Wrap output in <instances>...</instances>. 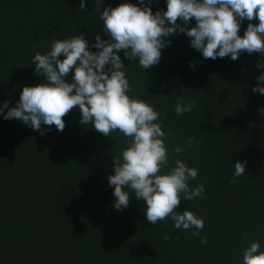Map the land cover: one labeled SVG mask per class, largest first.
Instances as JSON below:
<instances>
[{
    "label": "trees",
    "instance_id": "obj_1",
    "mask_svg": "<svg viewBox=\"0 0 264 264\" xmlns=\"http://www.w3.org/2000/svg\"><path fill=\"white\" fill-rule=\"evenodd\" d=\"M125 2L148 5L153 13L167 8V0H84L85 9L81 0H0V264H243L251 242L264 250V94L252 91L264 72L257 67L264 62L261 53L205 59L179 31L164 38L171 43L146 70L139 58L118 53L128 95L160 113L169 159L161 171L177 159L198 169L189 187L202 183L204 196L187 201L181 194L177 209L204 220L198 236L194 227L176 229L171 217L152 225L146 201L130 189L129 205L114 207L108 177L115 174L114 156L128 144L119 130L104 136L82 125L78 107L63 117L62 132L42 123L41 134L4 118L5 101L15 107L25 86L45 81L32 64L37 52L46 54L53 40L81 33L89 50L97 51L95 36L108 38L103 9ZM249 23L259 20L245 18L241 36ZM195 25L193 18L185 26ZM178 102L195 107L177 115ZM178 145L184 148L179 154ZM237 160L247 164L245 174L234 177Z\"/></svg>",
    "mask_w": 264,
    "mask_h": 264
},
{
    "label": "clouds",
    "instance_id": "obj_2",
    "mask_svg": "<svg viewBox=\"0 0 264 264\" xmlns=\"http://www.w3.org/2000/svg\"><path fill=\"white\" fill-rule=\"evenodd\" d=\"M140 3L144 4V0ZM79 8H86L84 0ZM193 18L196 25L186 27ZM245 18L249 21L258 18L259 23H249L241 36L240 23ZM100 19L108 38L95 36L92 47L97 51L89 50L81 33L55 39L50 51L33 56L35 72L45 81L25 86L15 107H9L5 101L3 108L8 111L4 118L18 119L41 134L42 123L55 125L62 132L63 117L78 107L82 125L90 124L104 136L119 130L128 144L120 157L114 156L115 174L108 177L109 185L114 186V207L122 210L129 205L130 191L125 189H130L138 199L146 201L145 217L152 225L171 217L176 229L194 227L192 235L198 236L204 220L193 211H177L181 194L187 201L204 196L202 183L191 190L189 187L198 169L177 159L169 171H161L162 167H168L169 159L164 141L167 134L157 122L160 113L144 100L128 95L130 85L118 53L123 50L129 61L139 58V66L146 70L160 61L161 49L171 43L164 38L179 31L190 38L191 46L205 59L230 56L236 60L243 52L264 55V0H167L166 11L155 13L148 5L125 2L104 8ZM178 19L183 24H178ZM257 67H264V62ZM73 68V79L67 82L65 77ZM257 79L261 83L252 91L264 94V72ZM194 107L195 102H178L175 112L181 115ZM261 114L264 115V109ZM193 140L194 137H189L187 146ZM174 150L179 154L184 148L178 145ZM246 164L247 160L235 162L234 177L245 174ZM201 240L206 243V238ZM243 264H264V250L259 242L253 241L244 249Z\"/></svg>",
    "mask_w": 264,
    "mask_h": 264
}]
</instances>
